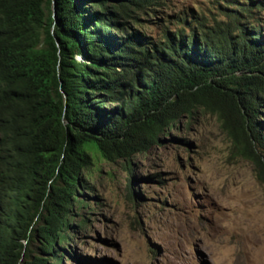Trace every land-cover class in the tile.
<instances>
[{
	"label": "trees",
	"instance_id": "trees-1",
	"mask_svg": "<svg viewBox=\"0 0 264 264\" xmlns=\"http://www.w3.org/2000/svg\"><path fill=\"white\" fill-rule=\"evenodd\" d=\"M165 2L0 0V264L60 262L91 152L130 160L199 108L263 178L262 26H132Z\"/></svg>",
	"mask_w": 264,
	"mask_h": 264
},
{
	"label": "rangeland",
	"instance_id": "rangeland-1",
	"mask_svg": "<svg viewBox=\"0 0 264 264\" xmlns=\"http://www.w3.org/2000/svg\"><path fill=\"white\" fill-rule=\"evenodd\" d=\"M256 3L166 0L151 19L141 12L131 24L153 38L175 16L182 19L169 27L226 25L236 16L264 30V7ZM91 155L62 260L50 263L264 264V175L239 154L216 113L199 108L183 116L161 144L130 160Z\"/></svg>",
	"mask_w": 264,
	"mask_h": 264
}]
</instances>
